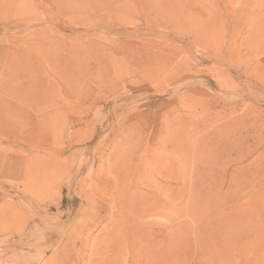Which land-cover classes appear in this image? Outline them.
I'll use <instances>...</instances> for the list:
<instances>
[{
	"label": "rangeland",
	"instance_id": "1",
	"mask_svg": "<svg viewBox=\"0 0 264 264\" xmlns=\"http://www.w3.org/2000/svg\"><path fill=\"white\" fill-rule=\"evenodd\" d=\"M263 25L264 0H0V264H264Z\"/></svg>",
	"mask_w": 264,
	"mask_h": 264
},
{
	"label": "bare ground",
	"instance_id": "2",
	"mask_svg": "<svg viewBox=\"0 0 264 264\" xmlns=\"http://www.w3.org/2000/svg\"><path fill=\"white\" fill-rule=\"evenodd\" d=\"M264 26V25H263ZM261 28V27H260ZM253 29V28H252ZM258 29V28H257ZM251 38V37H250ZM264 42V41H263ZM255 46V45H254ZM4 58L6 59L7 58V61H8V64H7V66L6 67H4L3 69H2V62H3V60H4ZM14 55H12V53L11 52H9V54L8 55H6V51H5V53H4V51L3 50H0V72H3V76H7L8 78L13 74L14 75V72H16V71H13V69L14 68H16L17 69V71L19 72L20 71V69H21V66L20 65H16L15 64V61H14ZM15 69V70H16ZM26 69V68H25ZM12 71H13V73H12ZM27 71H28V69H27ZM21 72V71H20ZM19 72V73H20ZM23 72H24V70H23ZM25 73V72H24ZM28 72H26L25 74H27ZM17 74V73H16ZM12 75V76H13ZM21 75V74H20ZM19 75V76H20ZM58 75V74H57ZM16 76V75H15ZM25 75H23V77H24ZM4 77V78H5ZM27 77V75L25 76V78ZM17 78V77H16ZM19 78V77H18ZM7 79V78H6ZM11 80V79H10ZM72 80V79H71ZM22 81H28V80H23L22 79ZM11 82V81H10ZM65 82V81H64ZM6 83V82H5ZM2 84V83H1ZM15 84V83H14ZM23 85V83H20V85ZM70 84V83H69ZM11 85V84H10ZM25 85V84H24ZM8 86V85H7ZM15 86H17V84L15 85ZM27 86H28V84H27ZM3 88L5 87V85L4 86H2ZM13 88H14V86H12ZM24 87V86H23ZM1 88V87H0ZM18 88V87H17ZM16 88V89H17ZM31 88V85L30 86H28V89H30ZM71 88H72V86H71ZM7 89V88H6ZM5 89V90H6ZM15 89V88H14ZM21 88H19V90H20ZM9 90V89H8ZM25 90V89H24ZM3 91V90H2ZM11 91V90H10ZM31 91V90H30ZM7 92V91H6ZM21 92V91H20ZM22 92H23V90H22ZM32 92V91H31ZM35 92V91H34ZM5 93V92H4ZM27 93V92H26ZM29 93V92H28ZM2 94V93H1ZM0 94V95H1ZM7 94V93H6ZM19 94V93H18ZM21 94V93H20ZM23 94V93H22ZM2 95H4V94H2ZM6 99V98H5ZM24 101V100H23ZM4 102V101H3ZM5 104V103H4ZM7 104V103H6ZM3 105V104H2ZM2 107V106H1ZM14 111H16L14 114L13 113H6V112H4V111H2L1 109H0V136L1 135H4V134H6V135H8L9 137H11L12 139H13V141H15L18 137H20L21 136V130H18L17 128H19L20 129V127H19V125H20V120H19V117H18V115L20 114V112L16 109V108H14L13 109ZM12 110V112H14ZM241 121V120H240ZM230 124V123H229ZM225 129V128H224ZM0 158H2V156L0 155ZM6 172H8L7 170H5ZM140 192V191H139ZM132 193V192H131ZM135 194V193H134ZM140 194V193H139ZM152 194V193H151ZM131 195H133V194H131ZM138 195V194H137ZM142 195V194H141ZM135 197V196H134ZM129 198V197H128ZM130 199V198H129ZM144 207V206H143Z\"/></svg>",
	"mask_w": 264,
	"mask_h": 264
}]
</instances>
